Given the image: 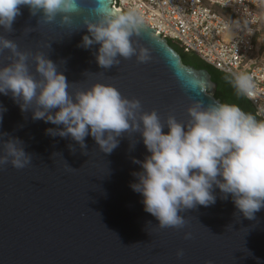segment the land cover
<instances>
[{
    "label": "water",
    "instance_id": "95a60500",
    "mask_svg": "<svg viewBox=\"0 0 264 264\" xmlns=\"http://www.w3.org/2000/svg\"><path fill=\"white\" fill-rule=\"evenodd\" d=\"M113 1L104 0L109 12L117 11ZM21 11L13 31L0 34L14 40L20 51L44 52L76 88L111 84L123 96L140 100L145 112L155 110L162 122L169 115L186 121L195 100L222 102L210 73L185 65L169 41L146 24L134 39L150 49V62L138 63L133 56L105 70L92 55L98 46L77 47L86 30L69 36L55 24H38L39 17L26 7ZM25 29L32 31L25 34ZM10 57L9 51L0 52V67ZM29 68L34 74L31 57ZM191 81L198 82L195 91ZM0 104L7 109L0 134L20 139L31 156L23 169L10 162L0 166V264H264V209L249 220L231 196L222 199L216 189L214 205L181 213L184 228L161 229L144 211L143 197L130 188L136 182L133 173L141 171L132 159L143 161L149 155L138 135L121 138L110 155L91 136L81 150L70 138L47 135L46 129L57 126L33 120L31 111L22 113L11 95H0ZM132 140L138 141L134 148ZM180 251L183 255L177 256Z\"/></svg>",
    "mask_w": 264,
    "mask_h": 264
},
{
    "label": "clouds",
    "instance_id": "9594fccd",
    "mask_svg": "<svg viewBox=\"0 0 264 264\" xmlns=\"http://www.w3.org/2000/svg\"><path fill=\"white\" fill-rule=\"evenodd\" d=\"M24 7L39 17L38 24H55L69 36L86 30L77 47L92 50L98 46L92 55L102 69L117 67L121 59L133 56L141 64L151 60L150 49L134 39L145 29L144 18L136 10L109 12L104 0H0V33L13 31ZM30 31L25 29V34ZM5 50L11 57L0 67V95H11L22 113L31 111L33 120L56 125L45 130L47 135L70 138L81 150H86L85 138L91 136L99 150L109 155L121 138L139 136L149 155L143 161L132 159L141 171L133 173L136 182L130 188L143 197L144 211L155 217L159 228H184L187 221L181 213L198 205H214L216 189L222 199L231 196L235 208L249 220L264 209V120L236 105L195 100L187 108L186 121L169 115L162 122L155 110L145 112L140 100L123 96L111 84L76 88L44 52L20 51L14 40L0 34V52ZM230 82L243 95L255 88L245 74H233ZM190 84L195 91L198 82ZM6 111L0 104V124ZM0 141L4 152L0 166L10 162L23 169L31 162L20 139L4 133ZM137 142L132 140L131 147ZM69 148L76 150L72 145ZM190 238L186 233L185 239ZM182 255V251L177 253Z\"/></svg>",
    "mask_w": 264,
    "mask_h": 264
},
{
    "label": "built area",
    "instance_id": "2783aa9c",
    "mask_svg": "<svg viewBox=\"0 0 264 264\" xmlns=\"http://www.w3.org/2000/svg\"><path fill=\"white\" fill-rule=\"evenodd\" d=\"M264 0H114L117 11L139 12L146 25L186 54L216 70L245 74L255 85L245 97L264 120V57L257 50Z\"/></svg>",
    "mask_w": 264,
    "mask_h": 264
},
{
    "label": "trees",
    "instance_id": "16d2710c",
    "mask_svg": "<svg viewBox=\"0 0 264 264\" xmlns=\"http://www.w3.org/2000/svg\"><path fill=\"white\" fill-rule=\"evenodd\" d=\"M170 46H172L182 57L185 65L195 66L198 70H207L212 76L213 82L218 85V91L216 98L221 100L223 103H228L238 106L245 113L252 114L258 120H261L252 106L251 102L245 97V95L240 94L237 89L230 82L232 76L224 74L212 66L206 64L195 54L184 53L179 46L169 41Z\"/></svg>",
    "mask_w": 264,
    "mask_h": 264
},
{
    "label": "rangeland",
    "instance_id": "374dc122",
    "mask_svg": "<svg viewBox=\"0 0 264 264\" xmlns=\"http://www.w3.org/2000/svg\"><path fill=\"white\" fill-rule=\"evenodd\" d=\"M261 23L259 26V32L257 36V50L260 55V59L264 57V6L260 10Z\"/></svg>",
    "mask_w": 264,
    "mask_h": 264
},
{
    "label": "flooded vegetation",
    "instance_id": "af4514ba",
    "mask_svg": "<svg viewBox=\"0 0 264 264\" xmlns=\"http://www.w3.org/2000/svg\"><path fill=\"white\" fill-rule=\"evenodd\" d=\"M187 66H190V67H192V68H194V69H197L195 66H192V65H187ZM198 70V69H197Z\"/></svg>",
    "mask_w": 264,
    "mask_h": 264
}]
</instances>
